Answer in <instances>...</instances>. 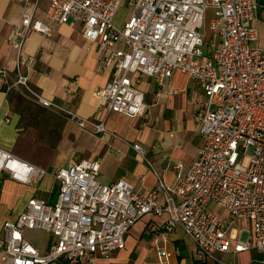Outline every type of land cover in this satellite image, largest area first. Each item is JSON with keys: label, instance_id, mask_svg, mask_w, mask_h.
<instances>
[{"label": "built area", "instance_id": "obj_1", "mask_svg": "<svg viewBox=\"0 0 264 264\" xmlns=\"http://www.w3.org/2000/svg\"><path fill=\"white\" fill-rule=\"evenodd\" d=\"M18 1L20 20L7 38L14 67L0 66V92L26 94L74 119L81 129L116 137L103 119L81 117L31 85L34 57L24 52L30 32L50 36L57 24H77L82 36L101 48V67L111 71L95 92L105 114L145 116L147 103L138 85L153 78L157 94H175L168 85L175 71L201 88L205 102L194 113L201 138L196 158L186 171L176 161L173 182L159 179L145 195L123 178L102 183L96 159L82 158L47 171L0 148V180L5 174L30 184L49 174L58 182L53 202L31 197L14 220L4 221L0 264H85L123 250L125 235L147 215L165 216L163 231L179 227L199 260L234 264L217 255L254 247L260 258L251 264H264V48L255 44L258 31L253 26L258 0H136L122 26L114 23L122 0H49L46 21L37 16L42 0ZM131 147L145 159L139 144ZM211 204L226 211L230 223L248 220V237L227 236ZM155 229L152 225L147 233ZM28 230L52 235L46 251L30 242L24 234ZM152 243L161 262L177 254L158 237Z\"/></svg>", "mask_w": 264, "mask_h": 264}, {"label": "crops", "instance_id": "obj_2", "mask_svg": "<svg viewBox=\"0 0 264 264\" xmlns=\"http://www.w3.org/2000/svg\"><path fill=\"white\" fill-rule=\"evenodd\" d=\"M135 1L122 0L114 17L117 26H122L129 19L135 10ZM48 11L49 0H42L38 18L46 21ZM21 12L18 0H0V66H6L9 70H13L14 55L7 38L12 27L19 22ZM253 26L258 31L255 44L264 48V7H259ZM209 34L207 32V37ZM24 52L34 57L30 82L35 90L81 117L103 119L108 132L117 137L81 129L74 119L58 110L39 105L29 96L31 102H25L21 98L22 93L11 91L6 95L0 92V148L47 171L82 158L96 159L100 162L98 178L102 183L109 184L123 178L143 195L153 191L159 179L168 185L173 182L174 162L170 159L180 161L186 171L196 158L201 138L194 113L205 102V96L196 84L191 85L187 75L175 71L168 79V85L176 91L175 94H157L156 81L143 78L138 88L147 103L145 116L128 117L114 112L105 114L99 107L95 92L109 80L111 71L101 67V48L82 36L79 25L57 24L50 36L32 31L25 42ZM189 88L192 95L186 100ZM132 144H139L147 158L138 156ZM57 191L58 182L49 174L30 184L19 183L4 174L0 180V237L4 221L14 220L25 209L29 198L53 202ZM210 207L223 221L227 236L234 240L248 237L251 227L248 220L235 219L230 223L226 211L214 204ZM147 216L150 218L143 224L142 233L148 234L152 240L158 237L161 245L171 244L170 248L165 246L170 251L177 250V254H173L168 262H161L157 257V264H194L195 261L197 264H218L194 257L195 247L192 256L183 257L178 239L165 237L167 232L160 226L165 216ZM152 225L156 229L147 233ZM47 247L48 244L38 248L44 252ZM217 256L234 264H251L253 259L260 258L254 247L237 254L226 252ZM126 262L127 259L120 262L107 254L96 256L86 264Z\"/></svg>", "mask_w": 264, "mask_h": 264}, {"label": "rangeland", "instance_id": "obj_3", "mask_svg": "<svg viewBox=\"0 0 264 264\" xmlns=\"http://www.w3.org/2000/svg\"><path fill=\"white\" fill-rule=\"evenodd\" d=\"M210 16L211 13L208 10L205 18L206 26L208 25ZM208 34H209V30H208ZM202 49L206 53V51H208V46L205 44ZM189 82L191 83L192 86L195 85V83L190 79ZM186 84L188 85L189 83ZM189 91L190 92H188V96H185L187 97L186 100L189 99L190 96L192 95L191 88H189ZM21 98L24 99L25 102H31L30 98L25 94ZM145 157L147 158V155ZM170 161H173L175 164L177 160L170 159ZM144 164L146 165L145 161ZM147 218H150V216H145L143 219H141L132 226L131 230L125 235V248L123 250L115 251L111 253L110 256H112V258H116V259L118 258L120 262H123L124 259H127L126 264H141V263L157 264L156 250L155 247L152 245L153 240L150 236H148V234L142 233L143 224L145 223ZM24 234L30 240V242H32L37 247H41V248H44L46 244H48V241L53 239L52 235H50L45 231H40V230H36V231L28 230L25 231ZM164 235L169 239L170 238L178 239V243H179L178 247H180V252L183 257L189 258L190 256H192L194 245L191 242L190 238L179 227H174L173 231L167 232ZM165 246L167 248L172 247L171 244H167V243ZM193 256L196 257V255L194 254Z\"/></svg>", "mask_w": 264, "mask_h": 264}, {"label": "water", "instance_id": "obj_4", "mask_svg": "<svg viewBox=\"0 0 264 264\" xmlns=\"http://www.w3.org/2000/svg\"><path fill=\"white\" fill-rule=\"evenodd\" d=\"M259 4L264 7V0H258Z\"/></svg>", "mask_w": 264, "mask_h": 264}, {"label": "trees", "instance_id": "obj_5", "mask_svg": "<svg viewBox=\"0 0 264 264\" xmlns=\"http://www.w3.org/2000/svg\"><path fill=\"white\" fill-rule=\"evenodd\" d=\"M198 262L197 261H195V263L194 264H197Z\"/></svg>", "mask_w": 264, "mask_h": 264}]
</instances>
